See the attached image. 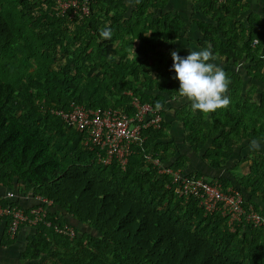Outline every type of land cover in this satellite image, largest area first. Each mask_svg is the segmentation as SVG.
<instances>
[{
  "label": "trees",
  "instance_id": "16d2710c",
  "mask_svg": "<svg viewBox=\"0 0 264 264\" xmlns=\"http://www.w3.org/2000/svg\"><path fill=\"white\" fill-rule=\"evenodd\" d=\"M191 1L208 18L193 21L197 46L221 56L231 80L230 105L208 119L185 103L173 105L179 81L158 43L180 37L185 19L164 9L165 0H131L130 7L126 0H88L81 18L56 14L51 0H0V183L30 192L29 207L35 194L50 201L26 237L20 264H264V227L230 229L218 211L204 212L193 197L183 201L170 175L143 157L150 152L174 170L183 167V143L194 153L205 147L199 159L211 174L179 170L231 185L245 210L250 204L264 215V155L242 157L248 165L240 176L217 174L238 141L256 138L264 146V8L245 12L243 0ZM106 26L107 40L99 35ZM244 78L248 95L240 93ZM132 96L152 106L160 101L162 120L159 128L143 129L123 168L114 160L95 162L80 133L50 112L72 102L131 113ZM168 110L181 126V145L164 131ZM63 223L74 228L72 238L52 229Z\"/></svg>",
  "mask_w": 264,
  "mask_h": 264
},
{
  "label": "built area",
  "instance_id": "2783aa9c",
  "mask_svg": "<svg viewBox=\"0 0 264 264\" xmlns=\"http://www.w3.org/2000/svg\"><path fill=\"white\" fill-rule=\"evenodd\" d=\"M55 13L68 17L81 18L88 14V0H51ZM222 3L224 0H216ZM255 43V39L252 40ZM131 113H126L118 107H87L80 103H69L67 109H51L66 128H72L80 133V142L84 149L91 151L95 162L108 164L114 160L123 168L130 154L136 152L145 138L143 129L159 128L162 117L160 110H156L148 102H140L132 96L129 102ZM146 162L157 166V172L168 174L173 192L185 201L193 197L196 204L204 212L218 211L225 218L226 225L248 224L252 227H264V215L254 210L250 204L246 210L241 204V193L231 185L222 187L216 179L203 176H187L179 168L172 170L169 166L159 162L150 152L143 155ZM30 195V192H28ZM13 192L6 190L0 196V220L7 217L5 234L12 238L19 225L25 223L32 227L41 220L45 213L42 206L49 205V200L35 194L36 203L24 213L23 207L12 203ZM3 201V202H2ZM243 221V222H242ZM49 225L48 221H42ZM243 223V224H242ZM52 229L67 238L75 234L74 228L67 223L52 225Z\"/></svg>",
  "mask_w": 264,
  "mask_h": 264
},
{
  "label": "clouds",
  "instance_id": "9594fccd",
  "mask_svg": "<svg viewBox=\"0 0 264 264\" xmlns=\"http://www.w3.org/2000/svg\"><path fill=\"white\" fill-rule=\"evenodd\" d=\"M99 35L102 39H111L112 30L106 26L100 30ZM132 54L136 59L134 48ZM170 55L173 61L170 71L175 72L172 78L179 81L178 95L190 102L193 113L199 111L208 115L230 105L231 100L227 93L231 80L222 67L211 62L217 57L210 46L189 51L185 57L180 56L178 50L171 51ZM162 108L163 104L157 101L155 109ZM260 144L259 140L253 138L249 142V150L258 151Z\"/></svg>",
  "mask_w": 264,
  "mask_h": 264
},
{
  "label": "crops",
  "instance_id": "0c3cea01",
  "mask_svg": "<svg viewBox=\"0 0 264 264\" xmlns=\"http://www.w3.org/2000/svg\"><path fill=\"white\" fill-rule=\"evenodd\" d=\"M247 4V8L245 12L252 11L260 13L261 9L264 8V0H243ZM192 1L191 0H165L164 9H168L171 11H177L180 15H182L185 19L184 31L182 35L174 40L171 43L168 42H160L164 45H161V49L168 48V52L174 50H182L185 48L189 51L200 50V48L196 44V40L200 37V33L197 29V26L193 23L194 20H203L208 21V18L201 13H199L194 8L192 9ZM132 5V2L128 4V7ZM180 43H176V42ZM164 46V47H163ZM171 46V48H170ZM175 48V49H174ZM190 48V49H189ZM183 53V52H181ZM217 58L214 61H211L217 64L220 67L226 66L227 62L222 61L221 56L215 55ZM240 67L239 65H236ZM235 66V67H236ZM178 99L181 97L177 96ZM203 167V166H202ZM207 172V170H205ZM204 171V172H205ZM210 173V172H208ZM12 187H8L0 183V196L6 192V190H10L13 192L12 200H17L19 204L23 207H29L31 205L32 198L28 195V192L23 193L21 190H17V187L20 186L19 183H15L11 185ZM32 228L28 224H21L16 230L13 238L6 237L4 221L0 220V264H19L22 262L19 259V253L23 249L26 237L31 234Z\"/></svg>",
  "mask_w": 264,
  "mask_h": 264
},
{
  "label": "rangeland",
  "instance_id": "374dc122",
  "mask_svg": "<svg viewBox=\"0 0 264 264\" xmlns=\"http://www.w3.org/2000/svg\"><path fill=\"white\" fill-rule=\"evenodd\" d=\"M126 1H127V4L131 3V0H126ZM16 7H17V9H20L21 12H23V10H26V6H20V5L16 4ZM176 43H180V42L178 41ZM161 45H164V44L159 42L158 46L161 47ZM170 48H171V46H170ZM162 50L166 51L165 57L169 56V59H170L171 63L168 64V68L170 70V68L172 66V63H173L171 55L168 52V48H165V49H162ZM174 51H176V50H174ZM53 52H55V54H54L55 62H58L59 60L61 61L62 60V56L57 52V48H55ZM178 52H179V55L182 56V57H185V56H187L189 54L188 49L186 50L185 48H183L182 50H180ZM181 52H183V53H181ZM127 55H128V57H130L131 56V52L128 53ZM222 61H224V60H222ZM235 70L243 71L242 69H239V67H237V66L235 67ZM171 72L175 73L174 71H171ZM255 85H256V88L260 87L258 83H256ZM248 86H249V82H248V80L246 78H244L243 83H242V91L240 93L243 94V95H248V93L245 92V90L248 89ZM261 87H264V86L262 85ZM257 92L258 91L256 90L255 93H251V97L252 98L253 97L257 98ZM175 97L177 98V96H175ZM181 103H185L186 106L191 109L190 102L187 99H185V98H181V99L177 100L176 102L173 103V105L174 106H179ZM171 115H172L171 110H168V114L166 115V118H167L166 122L168 123V126L164 127V131H165L168 139H171V138L174 137L173 140H175V142H178L179 145H181L182 144V137H181L182 136L181 135L182 131L180 129L181 126H180L179 122L174 121V120L171 119ZM204 116H205L206 119H208L209 115H204ZM182 146L185 147V148L182 147V150H183L182 152H183L184 155H186V158L184 157V159L182 158V160H180V161H181L182 166L184 168H186L187 170L191 169V171H192V168H195V169L197 168L200 171H202V173H205V175L209 171H211V172L208 173V174H211L213 172V170H211V169L209 170L207 165L205 163H203L199 159V155L202 154V151H203V149L205 147L202 148L200 151H197V152L194 153L192 150H190V148L188 147L187 143L186 144L183 143ZM232 149L233 150L231 151V154L224 161L223 167L220 168L218 171L215 170V172L217 171V174H220V172H225V170H227V175H229L230 177H234L236 175L240 176V175L244 174L247 171L248 160H243V158L245 156H247L249 153L250 154L259 153V154L264 155V146L262 144H260V149L258 151H250L249 150V142H247L246 140H240L237 143L233 144ZM183 167L179 166V168H183ZM205 170H207V172ZM194 172H195V170L192 171V173H194ZM260 205H262V204H260ZM20 263H22V262H20Z\"/></svg>",
  "mask_w": 264,
  "mask_h": 264
}]
</instances>
